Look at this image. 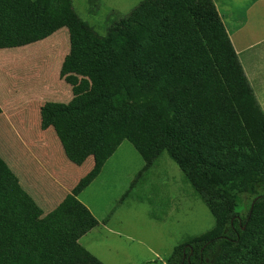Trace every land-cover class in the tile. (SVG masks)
<instances>
[{
	"label": "rangeland",
	"instance_id": "1",
	"mask_svg": "<svg viewBox=\"0 0 264 264\" xmlns=\"http://www.w3.org/2000/svg\"><path fill=\"white\" fill-rule=\"evenodd\" d=\"M143 1L73 0V6L106 36ZM61 4L50 6L47 38L0 49V173L40 219L72 197L81 201L97 226L79 244L101 264H167L176 247L217 229L227 199L200 180L187 155L148 145L143 158L129 137L118 138L99 173L94 155L80 165L69 159L46 114L107 93L109 82L87 75V67L117 57L83 36ZM180 78V127L201 146L204 160L230 169L255 167L264 177V111L254 104V90ZM116 110V129L130 127L135 115ZM253 245L255 240L244 250L247 258L235 264H264V258L248 259Z\"/></svg>",
	"mask_w": 264,
	"mask_h": 264
},
{
	"label": "trees",
	"instance_id": "2",
	"mask_svg": "<svg viewBox=\"0 0 264 264\" xmlns=\"http://www.w3.org/2000/svg\"><path fill=\"white\" fill-rule=\"evenodd\" d=\"M58 1L83 36L117 57L87 67V75L96 73L109 82L107 93L46 114L69 159L80 165L94 155L99 173L120 137H129L143 158L148 157V145L187 155L200 180L224 195L227 204L218 212L217 229L176 247L167 264H235L247 258L244 250L251 240L255 255L248 259L264 258L261 172L207 163L201 146L180 127V77L193 76L210 85L228 83L236 89L244 85L253 91L214 1L144 0L106 36L79 17L73 0ZM53 2L0 0V49L47 38L53 23L46 17ZM252 96L261 109L255 93ZM116 109L135 115L130 127L116 129ZM96 226V218L75 197L40 219L0 173V264H75L79 257H84L77 259L79 264H101L79 244Z\"/></svg>",
	"mask_w": 264,
	"mask_h": 264
},
{
	"label": "crops",
	"instance_id": "3",
	"mask_svg": "<svg viewBox=\"0 0 264 264\" xmlns=\"http://www.w3.org/2000/svg\"><path fill=\"white\" fill-rule=\"evenodd\" d=\"M213 1L264 111V0Z\"/></svg>",
	"mask_w": 264,
	"mask_h": 264
}]
</instances>
